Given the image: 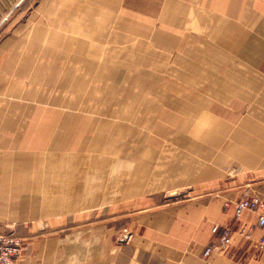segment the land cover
<instances>
[{"label": "crops", "instance_id": "0c3cea01", "mask_svg": "<svg viewBox=\"0 0 264 264\" xmlns=\"http://www.w3.org/2000/svg\"><path fill=\"white\" fill-rule=\"evenodd\" d=\"M22 1L0 0V17ZM58 16L81 38L33 44L23 95L49 102L34 108L49 123L32 154L0 151V210L132 217L23 222V236L5 233L23 242L18 264H264L259 212H236L245 195L264 202V0H65ZM224 230L231 243L205 257Z\"/></svg>", "mask_w": 264, "mask_h": 264}, {"label": "rangeland", "instance_id": "374dc122", "mask_svg": "<svg viewBox=\"0 0 264 264\" xmlns=\"http://www.w3.org/2000/svg\"><path fill=\"white\" fill-rule=\"evenodd\" d=\"M1 8L0 4V16L6 13ZM61 11H65V0H24L6 18L0 17V122L2 123L0 124V151L12 150L16 147L14 146L16 142L20 141L21 145H25V150L32 154L33 145L45 133L36 130V126L45 122L44 118H47L48 115L35 116L34 108L41 106L44 110L50 108V104L44 99L40 104L38 101L24 98V90L31 86L27 81L29 72L28 68L25 71V66L30 58H37L33 44L40 43L42 45L47 42L50 31L57 30L59 36L65 37L66 34H70L68 31L82 29L80 21L77 23L58 16ZM3 15L5 17L6 14ZM31 26H37L38 33L32 36V33L29 32H19L20 27H25L26 30L30 31ZM69 36L71 38H81V35L76 34H70ZM34 61L31 60L30 63ZM57 84L58 86L63 85L60 81ZM62 89L64 87H53L51 92L48 87L46 89L42 85L41 92L47 96L51 94L64 95L66 92ZM73 98L67 99V101L72 104L75 101ZM17 103L25 104V115L20 116L18 112L11 111L10 108H17ZM58 106V108H54L57 110V114L52 115L53 122L57 119L58 124L60 123L59 126L62 128L57 131L54 130L53 134L65 137V134H67V130L63 129L67 118L65 113L69 112L71 115L73 109L65 108L66 103L62 102L58 103ZM47 123H49V118H47ZM32 177V174H27L26 181H32ZM28 196L31 198L32 194H28ZM28 212L32 213L30 210ZM21 213L1 212L0 210V233L14 231L23 236L25 230L23 222H122L124 225V222H131L132 217L129 211H115L113 205L102 207L94 205L81 211L58 213L54 216L35 217L27 214L26 217H23ZM28 229L32 228L27 226L26 230Z\"/></svg>", "mask_w": 264, "mask_h": 264}, {"label": "built area", "instance_id": "2783aa9c", "mask_svg": "<svg viewBox=\"0 0 264 264\" xmlns=\"http://www.w3.org/2000/svg\"><path fill=\"white\" fill-rule=\"evenodd\" d=\"M245 210H253L259 212L258 225L264 234V202L258 197H249L245 195L237 204V216ZM214 233L219 232V228H213ZM231 243L230 233L224 230L219 238V242L211 247H208L205 252V257H210L213 253L219 251L222 247L228 246ZM264 243V236L261 240ZM23 242L21 239L10 236L5 233H0V264H18V258L23 250Z\"/></svg>", "mask_w": 264, "mask_h": 264}]
</instances>
